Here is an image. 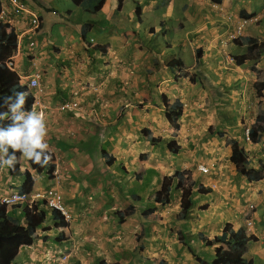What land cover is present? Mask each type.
Listing matches in <instances>:
<instances>
[{"label":"crops","instance_id":"obj_1","mask_svg":"<svg viewBox=\"0 0 264 264\" xmlns=\"http://www.w3.org/2000/svg\"><path fill=\"white\" fill-rule=\"evenodd\" d=\"M26 1L42 26L30 34L19 19L25 35L15 64L22 75L44 72L47 142L68 170L60 180L32 172L33 191L60 189L72 220L63 227L48 209L38 239L14 264H212L223 245L204 241L227 225L243 230L248 219L256 239L245 257L264 264V133L254 142L245 135L264 112V89H257L264 0H104L95 13L72 0L68 9L63 0ZM245 18L252 19L244 37L232 41ZM72 101L78 108L62 109ZM176 102L178 126L167 118ZM234 141L249 157L251 177L231 161ZM176 173L188 175L193 190L183 219L176 178L169 204L154 200ZM23 185V177L0 170V200ZM24 208L9 209L23 225Z\"/></svg>","mask_w":264,"mask_h":264},{"label":"trees","instance_id":"obj_2","mask_svg":"<svg viewBox=\"0 0 264 264\" xmlns=\"http://www.w3.org/2000/svg\"><path fill=\"white\" fill-rule=\"evenodd\" d=\"M73 3L89 13H95L97 7L100 6L104 0H72ZM1 1H0V13H1ZM90 26V25H89ZM88 26V27H89ZM86 37V32L83 34ZM248 42L252 45L256 42L253 39H248ZM18 41L14 30L10 25L3 23L0 20V105H3V100L7 96H13L15 92L25 91L28 92L26 86L20 83L18 75L9 69L6 62L13 57L17 52ZM258 94L262 95V90L264 89V79L260 78L257 82ZM33 97L28 95L25 109L32 110ZM182 103L176 102L173 106L167 107V118L170 122H173L177 126V121L182 114ZM0 111H7L6 107H0ZM7 126L9 121L3 122ZM257 130L256 132H251V137L254 140L255 137L264 133V112L260 111L259 117L256 121ZM172 152H177L180 147L176 143L169 145ZM52 154V153H51ZM104 157H107V164H111L114 160L106 151H103ZM19 153L17 156L19 157ZM52 162L49 163L47 167L41 168L38 165L33 164L29 161L30 169H22L20 162H18L16 169L9 172L12 176H22L24 177V187L22 192H31L34 188V178L32 171L39 175L46 174L51 179L54 178L53 170L54 165V155ZM231 161L235 164L237 171L245 176L251 177L252 175L248 171V157L244 149L240 148L237 143H233ZM22 169V170H21ZM255 173V172H254ZM176 177L180 178L177 189L182 190V200H181V212L178 215L180 219H183L188 214L190 208L192 207V186L184 187L182 183V174L176 173ZM259 178V177H258ZM252 179H257L254 174ZM174 177H166L162 189L154 195V200L157 203L169 204L170 193L173 189ZM135 212L132 207L124 212H119L120 218H125L131 216ZM153 213L150 209L145 212L144 216ZM12 211L8 207L0 203V264H14L21 248L29 247L34 244L38 239V230L43 226L45 221L49 216V211L46 209V201L35 205L33 208L29 209L25 207L23 214L26 215V224L23 225L18 216H11ZM52 215L59 220L61 226H65L66 222L64 217L57 210H52ZM256 238L254 236H248L244 230L234 231L230 225H227L223 233L220 236L215 237L213 240L204 241L206 245H214L221 243L223 246L217 249L216 255L212 264H253L251 260L245 257V248L248 243L253 242ZM104 264V263H103ZM165 264V263H163Z\"/></svg>","mask_w":264,"mask_h":264},{"label":"clouds","instance_id":"obj_3","mask_svg":"<svg viewBox=\"0 0 264 264\" xmlns=\"http://www.w3.org/2000/svg\"><path fill=\"white\" fill-rule=\"evenodd\" d=\"M0 1H1V7H2L1 8V13H0V20L3 23H6V24L11 26V28L15 32V35H16V38H17V41H18L17 52L13 55V57H11L6 62V64L9 67V69L14 71L18 75V77L20 79V83L22 85L26 86L27 89H28V92H25V91L15 92L13 94V96L5 97L4 100H3V105H0V107H6L7 108V111H0V170H3L4 168H7L8 172H9V169L15 170L18 162H20V166H21V168L23 170L24 169H30L29 161L32 162L35 165H38L41 168H44V167H47L50 162H52V160H53L52 154H53L54 155V165H55V168L53 170V176H54V179L60 180V179H62V175H64L66 173V171H68V170L65 167L66 162H64V160L62 159V156L57 155L54 151H51L50 150V146H49V144L47 142V138H48V135H49V129H48L45 117H44V113H43L45 108H46V106H45V93H46V90H45V87H44V85L42 83L44 72L42 70H40L38 67H33V69H32L30 74L22 75L20 73L19 69L17 68L16 64H15V59L17 57V54H18L19 50H21L20 46H21V42L23 40L22 36L25 35L21 31H18L16 29V26H18L19 23H21L19 19L20 18H24V22H25L26 28L28 30L27 33H30V34H37V32L40 30V28L42 26V19L38 15V13L35 12V10H33L32 6H29L27 1L23 0L26 3V5L29 8V10L31 12H33L38 17V19L40 21V25L38 26V28L32 29L31 28L32 26L30 24V20L32 18V15L28 14V13L20 14L19 12L18 13L15 12V14H14V23H10V22L6 21V19H3L1 17L2 10H3V2H2V0H0ZM254 18H255L256 21H258L257 17H254ZM251 19L252 18H250V19L245 18V19L241 20V22L235 27V29L229 35V37H230V39L232 41H238V40H240V39H242L244 37L246 25H247L248 21L251 20ZM244 21H246V24H245V26L243 28L242 35L239 36L236 39H232L231 38L232 33ZM29 47L31 49V51H30L31 54L34 55L35 54V52H34L35 50L34 49L36 48V43L35 42H31ZM36 71H39L41 73L40 85H41V88H42V92L39 90V88L38 89L37 88H33V87H38L39 86L37 81H35V80L32 81V86L33 87H31V85H30V82H31L30 81V77ZM29 94L32 95V97H33L32 110H30V111L25 109V105H26V102H27V97H28ZM39 101H41V102L39 103ZM72 102H76L77 103V101H72ZM77 104L79 106V103H77ZM67 105H69V104H67ZM63 106H65V105H63ZM78 106L77 107H73V108H78ZM68 108H72V106L65 107V108L62 107L63 110H66ZM5 121H9L10 123H8L7 126H5L4 123H3ZM177 126H178V123H177ZM247 128L250 129V133L248 135L246 133V129ZM247 128L245 129L246 140L248 142H250V141L254 142V140L251 137V132H253L252 127H247ZM234 142L237 143L236 141H234ZM234 142H232V146H233ZM176 145H177V143H176ZM178 147H180V146H178ZM17 153L20 154L19 157L17 156ZM245 153H246V151H245ZM246 156L248 157L247 154H246ZM58 159L61 160V165H58L56 163V161ZM23 160H28V168H23L22 167L23 166V162H24ZM202 165L207 167L209 169V171L206 172V173L203 172L200 169V166H202ZM198 170L201 171L204 174H208L211 171V167H209L208 165L201 164V165L198 166ZM251 170L252 169H250L249 157H248V171L250 173H254L255 172V171L251 172ZM32 172H34V171H32ZM9 174H10V172H9ZM176 176L177 175L175 174V176H173V177L175 178ZM13 177H17V176H13ZM20 177H22V176H20ZM176 180H177V186L176 187H178V184L180 182V178L177 177ZM34 181H35V179H34ZM58 182H59V184L61 183L60 181H58ZM182 183H183L184 187L192 186V184L190 182V179H189V176L185 175V174L184 175L182 174ZM23 187H24V185H23ZM34 187H35V184H34ZM18 192L22 193V194L23 193H27L29 195H35L36 193H38V192H34V191H31V192L18 191ZM13 193H15V192H12L10 195H8L6 197H3L0 200V203L5 204L8 207V209L16 208V207L18 208V207H21L22 205L24 207H28L29 209H31L35 205L41 203L43 200L46 201L45 199L37 200L32 207H29L26 204L9 205V204H7L4 201V199L8 198L9 196H11ZM182 194H183V192H182ZM46 208L49 209L50 211L55 210V209H50L47 206V203H46ZM64 221L67 223L65 218H64ZM249 221L252 222L251 219H248L246 221V226H245L246 228L243 229V230L246 232V234L248 236H254V235H249V233H248L252 229V226H251V228L247 227V224H248ZM67 224H69V223H67ZM63 256H62V258H63Z\"/></svg>","mask_w":264,"mask_h":264},{"label":"built area","instance_id":"obj_4","mask_svg":"<svg viewBox=\"0 0 264 264\" xmlns=\"http://www.w3.org/2000/svg\"><path fill=\"white\" fill-rule=\"evenodd\" d=\"M2 2H3V10H2L1 17L3 19H6V21H8L10 23H14L15 12H17V13L19 12L20 14L28 13V14L32 15V18L30 20V24L32 26L31 28L36 29L40 25V21H39L38 17L33 12H31L29 10V8L27 7L26 3L23 0H2ZM245 24H246V21L242 22L237 27V29L231 35L232 39H236L242 35L243 28H244ZM40 79H41V73L39 71L34 72L32 74V76L30 77V81H31L30 85H31V87H33L32 81L33 80L37 81L39 86L33 87V88H37V89L39 88V90L42 92V88L40 85ZM40 102L41 101H39V103ZM70 106L77 107L78 104L76 102H72L69 105L63 106V108L70 107ZM246 133H247V135L250 133L249 128L246 129ZM56 163L58 165H61V160L58 159L56 161ZM200 169L205 173L209 171V169L203 165L200 166ZM41 199H45L47 201L46 202L47 206L50 209L58 210L59 212L62 213V215L64 216L67 223H71L72 216H71L70 212L68 211V209L66 208V206L64 205L62 192L58 188L50 191L47 195L41 194V193H36L35 195H29L27 193L22 194L19 192H15L11 196H9L8 198H5L4 201L9 205L26 204L29 207H32L37 200H41ZM251 226H252V222L249 221L247 224V227L251 228ZM66 258H67V255H64L63 260H65Z\"/></svg>","mask_w":264,"mask_h":264},{"label":"rangeland","instance_id":"obj_5","mask_svg":"<svg viewBox=\"0 0 264 264\" xmlns=\"http://www.w3.org/2000/svg\"><path fill=\"white\" fill-rule=\"evenodd\" d=\"M62 3L65 4V8H66V9H68V8L71 6V4H70V2H69L68 0H63ZM144 204H147V202H145ZM14 215H16L15 212H12L11 216H14ZM16 216H17V215H16ZM14 217H15V216H14ZM23 254H24V250L21 252V255H23Z\"/></svg>","mask_w":264,"mask_h":264}]
</instances>
